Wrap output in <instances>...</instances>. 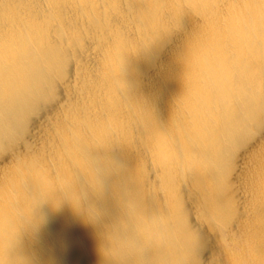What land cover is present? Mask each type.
<instances>
[{
    "label": "bare ground",
    "instance_id": "bare-ground-1",
    "mask_svg": "<svg viewBox=\"0 0 264 264\" xmlns=\"http://www.w3.org/2000/svg\"><path fill=\"white\" fill-rule=\"evenodd\" d=\"M43 183L10 259L264 264V0H0V206Z\"/></svg>",
    "mask_w": 264,
    "mask_h": 264
},
{
    "label": "clouds",
    "instance_id": "clouds-1",
    "mask_svg": "<svg viewBox=\"0 0 264 264\" xmlns=\"http://www.w3.org/2000/svg\"><path fill=\"white\" fill-rule=\"evenodd\" d=\"M155 147L161 151L168 150L166 137L163 134L158 136ZM51 194V188L47 183L42 184V191L38 196L17 199L9 204L0 206V264H24L19 258L10 259V255L15 250V239L18 235L19 226L25 221H33L43 219L38 216L41 205L46 198ZM90 221H95L98 218V213L94 208L89 207L85 210Z\"/></svg>",
    "mask_w": 264,
    "mask_h": 264
},
{
    "label": "rangeland",
    "instance_id": "rangeland-1",
    "mask_svg": "<svg viewBox=\"0 0 264 264\" xmlns=\"http://www.w3.org/2000/svg\"><path fill=\"white\" fill-rule=\"evenodd\" d=\"M256 131H257V130H256ZM256 131L253 132L251 135L254 136V135L256 134ZM252 136L245 138L244 141H247V140L250 139ZM257 138H258V136H257L254 140L256 141ZM237 147H238V146H236V148H237ZM236 148H235V149H236ZM231 167H232V165H231Z\"/></svg>",
    "mask_w": 264,
    "mask_h": 264
}]
</instances>
